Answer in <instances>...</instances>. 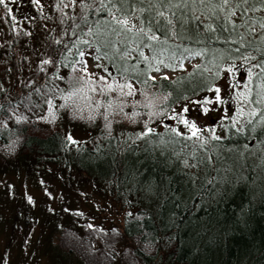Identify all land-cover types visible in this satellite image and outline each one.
I'll use <instances>...</instances> for the list:
<instances>
[{
    "label": "trees",
    "instance_id": "obj_1",
    "mask_svg": "<svg viewBox=\"0 0 264 264\" xmlns=\"http://www.w3.org/2000/svg\"><path fill=\"white\" fill-rule=\"evenodd\" d=\"M49 1L0 4V173L124 210L121 228L68 223L53 264H264V0Z\"/></svg>",
    "mask_w": 264,
    "mask_h": 264
},
{
    "label": "rangeland",
    "instance_id": "obj_2",
    "mask_svg": "<svg viewBox=\"0 0 264 264\" xmlns=\"http://www.w3.org/2000/svg\"><path fill=\"white\" fill-rule=\"evenodd\" d=\"M37 1L41 6L42 0ZM45 2L50 3L49 0ZM199 60L198 57H188L179 68H164L156 71L154 77H172L189 69ZM103 65L91 58L87 59L83 64L84 72L99 76ZM9 82L11 79L8 78L6 84ZM254 83L257 84V98L263 101L264 75H260ZM220 84L226 86L225 81ZM198 104V101H193L191 106H183L180 111L186 114L190 108L199 127L214 124L216 111L205 108L200 110ZM72 136L83 138L77 128L72 131ZM70 187L58 177L48 174L32 178L22 170L18 175L0 173V264H53L50 251L58 246V238L68 223L77 228L87 224L106 228L123 226L124 210L110 198L99 194L87 184L75 183Z\"/></svg>",
    "mask_w": 264,
    "mask_h": 264
},
{
    "label": "snow or ice",
    "instance_id": "obj_3",
    "mask_svg": "<svg viewBox=\"0 0 264 264\" xmlns=\"http://www.w3.org/2000/svg\"><path fill=\"white\" fill-rule=\"evenodd\" d=\"M34 2H37V0H34ZM5 0H0V4H4Z\"/></svg>",
    "mask_w": 264,
    "mask_h": 264
}]
</instances>
